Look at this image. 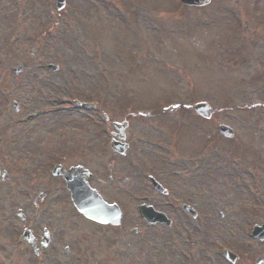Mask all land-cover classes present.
Instances as JSON below:
<instances>
[{
    "label": "rangeland",
    "instance_id": "374dc122",
    "mask_svg": "<svg viewBox=\"0 0 264 264\" xmlns=\"http://www.w3.org/2000/svg\"><path fill=\"white\" fill-rule=\"evenodd\" d=\"M180 5L179 0H73L64 10L53 8L54 14L30 16L26 7L0 4V63L17 68L23 62L18 75L8 72V93L43 107L44 99L57 98V109H48L52 114L26 126L33 147L56 142L71 149L74 162L88 153L91 167L100 163L97 178L103 183L95 187L122 206L121 228L89 234L85 264L98 259L102 237L121 264H229L219 256L223 247L239 254L235 264L264 256V241L249 236L264 220V0ZM37 39L40 46L30 56ZM47 64L58 71L49 72ZM76 97L99 103L97 112L105 113L109 124H102L101 113L73 109L67 100ZM198 101L215 109L208 121L192 112ZM17 116L9 113L11 120ZM123 118L129 148L115 156L108 132L111 122ZM219 123L233 128L234 139L218 135ZM193 128L195 134L186 132ZM16 135L10 130V141ZM157 170L171 176L185 171L186 187L199 192V215L190 219L175 211L172 229L143 225L131 234L139 221L132 192L152 196L153 205L165 211L163 200L157 202L148 189L147 176ZM169 179L177 198L182 179ZM78 224L81 233L87 224Z\"/></svg>",
    "mask_w": 264,
    "mask_h": 264
},
{
    "label": "flooded vegetation",
    "instance_id": "af4514ba",
    "mask_svg": "<svg viewBox=\"0 0 264 264\" xmlns=\"http://www.w3.org/2000/svg\"><path fill=\"white\" fill-rule=\"evenodd\" d=\"M71 2L73 0H64L61 10H64ZM0 4L26 7L30 16L32 13L48 12L54 14L52 12L53 8L56 12L61 11L56 9L57 0H0ZM31 8L34 10L32 11ZM0 38L3 39L2 34ZM2 54L4 55L3 52ZM3 61L1 60L0 63V264H83L82 262L85 264L86 249L90 246L89 234L95 236L97 228L101 231L100 236L106 231V228L114 230L121 228L124 219L122 206L117 201H110V203L118 204L122 212L121 223L118 226L98 224L77 213L70 200V193L61 172L78 167L83 180L96 189L95 184L97 182L103 183L97 178L99 169H101L100 163L97 165L98 169L91 167L86 152L84 153L86 154L85 158H82L79 162H74L73 154L70 152L71 149L59 148V144L56 142L40 146L34 145L33 147L29 126L41 117L52 114L48 110L54 109V105L49 103L52 96L43 100V103H48L47 107L40 104L39 106L27 105L25 99H23L25 103L16 101L15 99H18L20 94H9V90H7L8 72L11 70L13 74L18 75L22 70V65L19 63L21 66L18 64L17 68H10L9 64ZM43 67L46 68V65ZM47 70L53 73L57 72ZM20 87L18 89H21ZM9 110L15 116L19 115L11 120ZM26 110L29 112L26 113ZM94 112L102 114V124L105 126L109 124V118L105 113ZM122 122L126 126L128 125L126 118ZM43 124L38 125L43 126ZM27 125L29 126L26 127ZM105 126L100 127L103 134L106 132ZM48 127L50 129V126ZM119 128H123V126ZM10 130L17 133L11 141L10 136H8ZM192 130L195 131V128ZM108 133L113 139L114 132L109 130ZM127 133H125L126 138ZM61 146L65 145L61 144ZM84 154L81 153L82 156ZM113 154L116 156L115 152ZM87 171L92 176H89ZM139 172V176H143L141 169ZM153 173L154 175L149 174L147 176L148 189L151 190L149 194L158 197L157 202L163 200L165 211L159 210L153 205L152 196H136V193L132 192V197L140 200L133 208L139 220L135 225L139 227L135 226L130 230L131 234H138L143 225L147 227L155 226H148L138 215L141 206H151L153 209L165 214L168 222L161 225L167 229H172L175 224L173 223L172 212L176 211L182 217H188L184 206H189L195 212L194 218H197L199 212L197 195L199 192L186 187L190 183L183 179L185 171L184 173L182 171L172 172L173 176L170 175L171 173H163L161 170ZM161 177H164L163 182L160 181ZM112 178V176H109L108 181L110 183ZM169 178L173 180L175 178L182 179V183L180 181L177 189L178 194L181 195L177 198H174L171 194ZM152 179L160 184L161 189L153 186ZM176 181L179 182V180ZM128 183L129 180L123 182L124 185ZM97 191L99 195H105L99 189ZM187 192L192 193V195L185 197L184 194ZM108 194L112 195V193ZM113 194L119 193L115 189ZM181 203L183 206H181ZM79 221L87 224V227L81 233L77 231L75 225V222L78 223ZM83 233L88 235L84 236ZM110 245L102 237L98 245V259L93 264H121V262H118L120 260L119 256L110 254L114 251L113 248H110ZM90 259L95 260L93 256H90Z\"/></svg>",
    "mask_w": 264,
    "mask_h": 264
},
{
    "label": "water",
    "instance_id": "95a60500",
    "mask_svg": "<svg viewBox=\"0 0 264 264\" xmlns=\"http://www.w3.org/2000/svg\"><path fill=\"white\" fill-rule=\"evenodd\" d=\"M208 1L209 0H182V2H184L185 4H192V5H203V4H206ZM194 109L198 113H202V114H208L210 112V109L204 104H198L194 107ZM219 131L226 135L230 134L229 129L224 126H220ZM71 192L74 197L73 199L75 202V206H77V208L84 214H86L87 212H90L89 208L85 206L84 204L85 202L83 201V197L81 196L83 194V191L80 188L76 187V185L74 184L73 187H71ZM91 194H94V193L91 192ZM97 214L99 213L97 212ZM96 215H92V216L99 219V216L98 215L96 216Z\"/></svg>",
    "mask_w": 264,
    "mask_h": 264
}]
</instances>
